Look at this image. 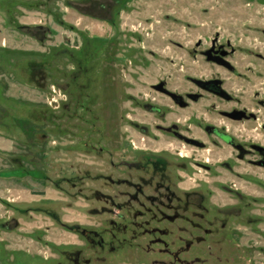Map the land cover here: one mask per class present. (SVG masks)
Returning <instances> with one entry per match:
<instances>
[{
	"label": "rangeland",
	"instance_id": "rangeland-1",
	"mask_svg": "<svg viewBox=\"0 0 264 264\" xmlns=\"http://www.w3.org/2000/svg\"><path fill=\"white\" fill-rule=\"evenodd\" d=\"M217 36L234 71L201 55ZM191 72L264 144V0H0V264H264L258 156L154 88Z\"/></svg>",
	"mask_w": 264,
	"mask_h": 264
},
{
	"label": "flooded vegetation",
	"instance_id": "flooded-vegetation-1",
	"mask_svg": "<svg viewBox=\"0 0 264 264\" xmlns=\"http://www.w3.org/2000/svg\"><path fill=\"white\" fill-rule=\"evenodd\" d=\"M226 45L227 47H225V45L220 42L218 36L214 37L211 39L210 45L201 51V55L207 61V63L217 65L218 67L226 70L234 71L235 68L231 64L229 57L230 55L235 54L237 52V49H229V42H227ZM257 55L261 56L259 53H257ZM187 83L188 87L185 91V95H177L175 93H172L171 91L166 89L164 83L154 85V88L168 95L178 106L189 111L190 114L187 120L190 122L189 128L191 130L194 129V120H197V128L200 129L201 132L206 135L215 136L217 139L230 144L234 147V149H236L243 155H248L249 152L255 153V155L258 156V158L255 160L256 166L264 168V144L250 142L248 148L245 145H241L240 143L235 142L234 135L229 133V130L226 128V123L228 122L241 123L244 121L246 122L256 120L257 115L252 111H248L245 107H239V105L241 104V100L237 98V96H232L230 92L224 87V78L208 76L203 72L201 75H195L191 72L187 75ZM206 95L214 97V99H216L215 102L220 100L226 101L227 103H234L229 108L220 107V109L217 110L224 121L213 119L211 123H207L204 126H201V120L205 119L204 116L206 113L203 112L201 108H196L195 106L204 101L206 99ZM218 104L220 106L224 105L222 102H218L217 104H213V107L217 108ZM262 128L264 129V123L262 125ZM186 141L190 145L196 146L198 148H203V145L205 144V142L202 141L201 137H196L193 134L192 136H188L186 138Z\"/></svg>",
	"mask_w": 264,
	"mask_h": 264
}]
</instances>
